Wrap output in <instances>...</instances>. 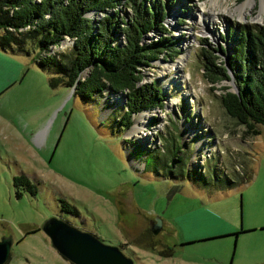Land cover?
<instances>
[{
    "label": "rangeland",
    "instance_id": "374dc122",
    "mask_svg": "<svg viewBox=\"0 0 264 264\" xmlns=\"http://www.w3.org/2000/svg\"><path fill=\"white\" fill-rule=\"evenodd\" d=\"M161 1L169 3L162 24L178 53L140 67V84L155 80L164 99L136 137L128 134L138 114L131 116L133 127L117 123L121 93L104 90L81 100L72 87L50 89L47 75L32 64L0 91V237H12L4 264H71L41 230L51 216L117 246L133 264H264V125L252 135L225 113L220 87L230 89V82L209 83L200 56L202 48L222 47L215 54L226 62L228 30L264 24L256 20L260 0L246 7L243 19L237 9L248 0ZM118 12L131 15L125 6ZM160 35L152 29L142 40ZM71 43L64 36L50 51L66 52ZM163 137L180 144L190 177L143 170L151 156L162 157ZM211 174L239 185H203ZM20 175L28 187L13 182ZM156 220L160 228L152 233L147 227ZM233 229L244 232L235 237ZM165 247L169 256L159 253Z\"/></svg>",
    "mask_w": 264,
    "mask_h": 264
},
{
    "label": "trees",
    "instance_id": "16d2710c",
    "mask_svg": "<svg viewBox=\"0 0 264 264\" xmlns=\"http://www.w3.org/2000/svg\"><path fill=\"white\" fill-rule=\"evenodd\" d=\"M165 4L169 3L161 0H0V51L29 57L47 75L50 89L72 87V95L81 100L94 99L104 90L121 93L124 103L117 123L127 129L132 115L163 106L164 95L155 80L140 84V67L149 66L158 55L174 57L178 53L173 50L176 40L162 24ZM120 5L130 9L128 18L119 15ZM152 29L161 35L149 42L143 41V35ZM227 34L231 45L226 63L237 93L229 91V86H221L219 101L229 117L242 124L246 132L257 135L256 125H264V24L235 26ZM64 36L72 39L70 48L63 53H50V47L59 45ZM216 51L224 53V48L200 51L203 74L211 84L230 79L225 61ZM162 141V157L151 156L153 161L145 162L143 170L160 171L162 177L171 179L190 177L185 169L186 156L179 155L180 144L174 143L173 137H163ZM197 177L194 180L200 182V176ZM13 182L30 185L23 175L14 177ZM203 185L225 190L239 183L211 174ZM61 208L71 211L64 202ZM238 232L243 230L234 233ZM165 248L159 253L169 256L172 249Z\"/></svg>",
    "mask_w": 264,
    "mask_h": 264
},
{
    "label": "water",
    "instance_id": "95a60500",
    "mask_svg": "<svg viewBox=\"0 0 264 264\" xmlns=\"http://www.w3.org/2000/svg\"><path fill=\"white\" fill-rule=\"evenodd\" d=\"M225 66L230 75L229 91L237 93L226 62ZM148 228L152 233H156L160 228L159 220L149 224ZM41 230L58 254L71 264H133L132 259L125 256L117 246L105 244L93 234L78 230L58 217L45 219ZM233 234L237 236V233ZM11 245V236L0 237V264L7 261Z\"/></svg>",
    "mask_w": 264,
    "mask_h": 264
},
{
    "label": "crops",
    "instance_id": "0c3cea01",
    "mask_svg": "<svg viewBox=\"0 0 264 264\" xmlns=\"http://www.w3.org/2000/svg\"><path fill=\"white\" fill-rule=\"evenodd\" d=\"M18 56L17 55H11V54L4 52V51L3 52L0 51V91L2 89L3 90L8 89V88L14 86L17 82H19L21 80L20 77L22 75V72L24 71L26 66L32 64L35 67V69H37V67L30 60L29 57L22 56L25 58H29L27 61H24L25 58H19ZM40 72H42V71H40ZM47 105L48 104H46V106ZM239 230H241V229H239ZM236 231H238V230H236ZM239 233H241V232H238L237 234H239ZM232 235H233V233H232Z\"/></svg>",
    "mask_w": 264,
    "mask_h": 264
},
{
    "label": "bare ground",
    "instance_id": "6f19581e",
    "mask_svg": "<svg viewBox=\"0 0 264 264\" xmlns=\"http://www.w3.org/2000/svg\"><path fill=\"white\" fill-rule=\"evenodd\" d=\"M253 3V0H248L247 2L243 3L238 9V17L239 19H243L244 18V10L246 9V7L252 5ZM166 12V11H165ZM166 16H167V12H166ZM256 20L258 22H262L264 20V0H260V11H259V14L256 18ZM211 35V34H209ZM212 36V35H211ZM213 37V36H212ZM148 112L146 111H143L138 113V117L135 119V126L134 128L129 132L128 136L130 138L132 137H136V135L139 133V129H141L144 125V121L146 118L149 117V115L153 114V112H149V111H153L152 109L151 110H147ZM133 127V126H132ZM140 134V133H139ZM142 139V136L138 138V143L139 141ZM141 143V141H140Z\"/></svg>",
    "mask_w": 264,
    "mask_h": 264
},
{
    "label": "flooded vegetation",
    "instance_id": "af4514ba",
    "mask_svg": "<svg viewBox=\"0 0 264 264\" xmlns=\"http://www.w3.org/2000/svg\"><path fill=\"white\" fill-rule=\"evenodd\" d=\"M148 228V227H147ZM148 230H149V228H148ZM150 231V230H149ZM151 232V231H150Z\"/></svg>",
    "mask_w": 264,
    "mask_h": 264
},
{
    "label": "built area",
    "instance_id": "2783aa9c",
    "mask_svg": "<svg viewBox=\"0 0 264 264\" xmlns=\"http://www.w3.org/2000/svg\"><path fill=\"white\" fill-rule=\"evenodd\" d=\"M50 53H53V52L50 51Z\"/></svg>",
    "mask_w": 264,
    "mask_h": 264
}]
</instances>
